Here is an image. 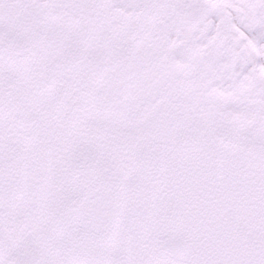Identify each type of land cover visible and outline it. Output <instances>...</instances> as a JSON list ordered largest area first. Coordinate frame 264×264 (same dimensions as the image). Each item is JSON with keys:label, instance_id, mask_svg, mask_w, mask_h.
Listing matches in <instances>:
<instances>
[{"label": "snow or ice", "instance_id": "1", "mask_svg": "<svg viewBox=\"0 0 264 264\" xmlns=\"http://www.w3.org/2000/svg\"><path fill=\"white\" fill-rule=\"evenodd\" d=\"M0 264H264V0H0Z\"/></svg>", "mask_w": 264, "mask_h": 264}]
</instances>
